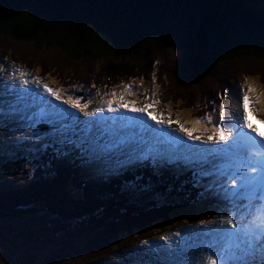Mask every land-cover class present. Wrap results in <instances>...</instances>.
Segmentation results:
<instances>
[{
    "label": "trees",
    "instance_id": "1",
    "mask_svg": "<svg viewBox=\"0 0 264 264\" xmlns=\"http://www.w3.org/2000/svg\"><path fill=\"white\" fill-rule=\"evenodd\" d=\"M0 58L71 88L152 75L164 100L183 111L199 104V117L239 74L264 85V0H0ZM47 164L37 162L22 186L0 190V220L21 219L36 205L89 240L42 264H95L190 208L110 198L121 179L88 180L63 163L40 166Z\"/></svg>",
    "mask_w": 264,
    "mask_h": 264
},
{
    "label": "snow or ice",
    "instance_id": "2",
    "mask_svg": "<svg viewBox=\"0 0 264 264\" xmlns=\"http://www.w3.org/2000/svg\"><path fill=\"white\" fill-rule=\"evenodd\" d=\"M248 80L244 78L245 85ZM120 87L129 91V85ZM252 90L249 86L248 92ZM60 91L67 96L62 103L75 112L48 103L44 94L56 101L61 95L42 78L16 66L0 70V155L26 153L28 158L21 156V162L27 169L38 166L34 162L47 155L48 164L40 166L52 168L53 162L63 163L88 180L121 179L122 190L154 198L163 195L157 185L171 177L180 181L177 190L187 185L189 192L196 190L201 199L217 203V211L209 213L211 218L198 220L203 231L192 233L184 246L172 245L161 235L159 240L168 246L156 245L143 252L146 259L138 264H264V135L249 123L246 113H238L234 119L221 101L218 121L203 139L180 126L189 141L216 146L198 147L148 129L138 132L137 125L118 115L124 109L154 120L157 128L170 127L173 121L148 112L159 103L155 99L151 105L129 106L121 102L122 96L114 103L116 93L110 92L108 99L101 98L100 106L89 109L91 100L82 104L71 92ZM248 92H243L244 102L249 100ZM104 112L108 115H99ZM139 169H148L149 177L137 174ZM185 176L187 179H180ZM165 191H171V186Z\"/></svg>",
    "mask_w": 264,
    "mask_h": 264
},
{
    "label": "rangeland",
    "instance_id": "3",
    "mask_svg": "<svg viewBox=\"0 0 264 264\" xmlns=\"http://www.w3.org/2000/svg\"><path fill=\"white\" fill-rule=\"evenodd\" d=\"M178 52L170 51L169 52V58L172 60L178 58ZM0 70H2L4 67L3 65L6 63L2 58H0ZM8 67L16 66L17 65H9V63L6 65ZM21 68V67H19ZM23 69V68H21ZM98 69L102 70V66H98ZM26 71L30 76L34 77H40L42 78L44 83H49L48 78L41 74L39 71H31L29 69H23ZM164 68L162 69V71ZM231 70H227V72H230ZM53 81V80H52ZM137 83V86L139 88H142V85L144 84V89L147 86H153L152 77L148 79L147 82L143 79H138L135 81ZM254 79L248 80V87L250 86L253 90L251 92H248L246 88L244 87V80L242 76H237L235 80V88L236 93L232 91L231 96L226 100V113L230 114L234 119L237 118L238 113L243 114L242 109L240 107L241 100H238V96H242L243 92H248L249 97L254 100L255 107H256V114L258 117L262 118L264 117V90L261 89L258 85L254 84ZM53 84V82H52ZM254 84V85H252ZM54 86L60 91V90H67V92H71L73 97H77L78 94L82 93L79 92L77 89H71L67 87H63V85H56ZM247 86V85H245ZM150 88V87H149ZM135 89V88H134ZM132 88V92H134L131 96L133 101H139V95L142 94L143 96L147 97L146 94L142 93L141 90H134ZM243 89V91H241ZM35 90V88H33ZM42 92V89L40 90ZM110 92H118V89H105L104 91H96V94L93 96H89L88 100H91L92 103L89 105V109H94L101 105V98L108 99L107 94ZM150 92V90H149ZM61 93V91H60ZM64 96V99L67 98L65 94L61 93V96ZM113 97V101L117 97ZM119 96V95H118ZM45 99L50 102L51 98L47 97V94H44ZM155 95L153 96V99H155ZM129 98L128 100H130ZM167 100L169 97L166 98ZM87 100V101H88ZM126 100V101H128ZM86 101V102H87ZM125 101V102H126ZM151 101V99H150ZM115 102V101H114ZM140 103H145V99L142 101H139ZM131 103V102H129ZM174 107H177V103H174L173 101L170 102ZM63 105V103L61 104ZM60 105V107H61ZM253 107V106H252ZM153 116L157 118H161L159 115V112L165 113L163 108L159 109V107H156V104L151 107ZM254 109V108H253ZM123 110V109H122ZM125 111V110H124ZM170 111V110H169ZM127 112V111H125ZM106 112L100 113L99 115L105 116ZM169 113V112H168ZM187 113V112H186ZM219 114V109L216 110L214 113H209L208 117H211L209 122L200 120V124H194L192 123L193 120H189L187 116L188 114H185L184 119L182 120V124L184 127L189 128L190 131H187L189 134L192 133L193 130H196L200 133L201 139L206 134H211L212 129L215 127V121L217 120V115ZM108 114V113H106ZM168 116H175L173 114H168ZM171 121L173 123L171 126H162L160 128H157L155 125L154 120L149 121L150 126L152 129L155 130H162L164 127L165 130H167L169 133H173L174 128L177 126L178 120L175 117H170ZM143 122V120H140ZM249 121V120H248ZM213 122V124H211ZM250 124H252L251 121H249ZM167 128V129H166ZM139 126H137V131L139 130ZM192 130V131H191ZM207 130V131H206ZM247 131V129H244ZM186 131V130H185ZM182 134H184L182 132ZM187 137V136H185ZM181 141V140H180ZM182 142V141H181ZM7 143V141H5ZM198 143V142H197ZM190 144V143H185ZM199 144V143H198ZM198 147H216L214 145H198ZM26 155L24 158H28L26 153H17L15 155L10 154L8 152H5L3 155H0V189L6 188L8 186L12 187H18L22 184L24 173L23 170L25 167H23L21 162V156ZM169 181V180H168ZM101 182V180H100ZM105 183H108L110 181H102ZM179 180H172L170 182L166 183V186H171V191H165L161 192L163 195L160 198H154L151 195H145L140 193H133L130 191H126L127 194V200L136 203L139 202L141 204L149 203V201H154L161 203L163 201H173L175 196L178 192L175 189V184L178 183ZM164 185V184H162ZM179 186V185H178ZM157 191L159 190V187L157 185ZM184 198L188 203H193V200L189 198V191H185ZM107 197L110 198H116L119 196H124L125 193L121 189H117L115 191L106 192ZM130 197V199H129ZM202 203H199L196 208H189L186 211L181 212V218L178 217V220H176V225L169 227V228H162L158 227V229H153L152 232H144L139 235V237L136 240H129L127 241L122 247L119 248L118 252H116L111 257L99 260L97 264H128V262L135 261L136 264L146 257H142V253L148 250L154 249V246L160 245L163 246L165 241L159 240V237L161 235L166 237V240L169 237L175 238L176 236L180 235L181 233L187 232V234L183 237V240L178 237L177 244H185V242L188 240V237L198 231L200 228L198 225V220L201 218H211L209 217V213H215L217 211V203L212 200L208 199H202ZM147 203V204H148ZM34 211L27 212L22 216L21 219H1L0 220V264H42L47 262L48 260H51L53 258L58 257L59 254L63 253L64 251L71 250V248L74 246H84L87 241L89 240L88 235L81 233L80 229L76 226H69L68 229L62 228V222H52L49 218L45 216V214L41 211H35L36 206L32 208ZM188 225H192L193 227H188ZM196 229V230H194ZM193 230V231H191ZM141 240L147 241L146 245L141 246L139 242ZM184 246V245H183ZM73 250V249H72ZM56 261H59V259H56Z\"/></svg>",
    "mask_w": 264,
    "mask_h": 264
},
{
    "label": "bare ground",
    "instance_id": "4",
    "mask_svg": "<svg viewBox=\"0 0 264 264\" xmlns=\"http://www.w3.org/2000/svg\"><path fill=\"white\" fill-rule=\"evenodd\" d=\"M246 113L248 112V116H250L249 118H251V122L252 124L256 127L257 131H259L262 135H264V124L260 123V121L264 120V117L260 118V117H257L254 113V110H252V107L250 105H247L246 106ZM252 113V114H251ZM171 139H176V137H174L173 135H170L169 136ZM112 217V216H111ZM198 231H203V230H198ZM187 233L183 234L184 236L186 235ZM182 235V236H183ZM181 235L180 236H176V238H171L169 237L166 241H170L172 245L176 244L177 243V240H178V237L181 239L180 241L183 240V237ZM164 243L163 246H161L162 248L163 247H167L168 244ZM184 244H182L183 246Z\"/></svg>",
    "mask_w": 264,
    "mask_h": 264
}]
</instances>
